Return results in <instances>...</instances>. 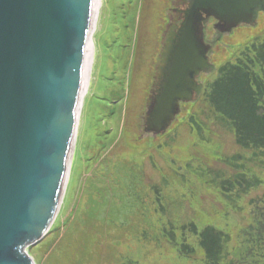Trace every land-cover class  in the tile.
Instances as JSON below:
<instances>
[{
    "label": "rangeland",
    "instance_id": "1",
    "mask_svg": "<svg viewBox=\"0 0 264 264\" xmlns=\"http://www.w3.org/2000/svg\"><path fill=\"white\" fill-rule=\"evenodd\" d=\"M113 1L101 0L64 210L27 253L35 264H205L192 224L228 236L233 264H264V158L239 148L233 130L211 111L206 95L217 73L196 79L200 97L179 102L167 133L149 131L145 117L172 0H116L117 12ZM257 23L225 34L210 23L209 62L216 69L235 63L264 38V15ZM233 154L248 158L246 177L261 182L239 199L219 186L234 175L226 166ZM217 174L222 178L214 180Z\"/></svg>",
    "mask_w": 264,
    "mask_h": 264
},
{
    "label": "water",
    "instance_id": "2",
    "mask_svg": "<svg viewBox=\"0 0 264 264\" xmlns=\"http://www.w3.org/2000/svg\"><path fill=\"white\" fill-rule=\"evenodd\" d=\"M187 1L156 69L145 117L153 133L169 128L180 101L200 95L196 77L213 71L201 23L213 17L224 33L264 11V0ZM91 3L0 0V264H30L19 246L48 230L76 121Z\"/></svg>",
    "mask_w": 264,
    "mask_h": 264
},
{
    "label": "trees",
    "instance_id": "3",
    "mask_svg": "<svg viewBox=\"0 0 264 264\" xmlns=\"http://www.w3.org/2000/svg\"><path fill=\"white\" fill-rule=\"evenodd\" d=\"M208 89L206 101L211 111L222 120V125L233 130L236 145L255 153V160L264 158V39L244 49L235 63L219 67L218 75ZM192 126L201 130L196 122ZM243 158L240 154L229 156L226 166L234 175L225 179L217 174L214 178H222L219 186L224 187L225 195L237 196L238 192V199L243 196L241 194L246 195L250 189H256L261 184L255 177H246L244 160L248 158ZM210 173L206 172L208 175ZM211 174L214 176V173ZM200 177H204V174ZM236 186L242 189L233 192ZM189 227L190 232L198 237V247L204 253L205 264L232 263L228 259V236L211 225L199 232L192 224ZM170 239L175 240L173 234ZM186 249V246L182 248L184 254L187 253Z\"/></svg>",
    "mask_w": 264,
    "mask_h": 264
},
{
    "label": "bare ground",
    "instance_id": "4",
    "mask_svg": "<svg viewBox=\"0 0 264 264\" xmlns=\"http://www.w3.org/2000/svg\"><path fill=\"white\" fill-rule=\"evenodd\" d=\"M110 1L112 2L113 0H110ZM91 4H92V12H91V15L89 18L90 20H89L88 25H87V31H85L88 34V39L86 41V45L84 46V65H83V71H82V75H81V79H80V83H79V90L80 91L76 97V111H75L76 112V121H75V125H74V131H73V134L71 136L72 138L70 139L63 184L65 182L68 183L70 180L72 157H73V154L75 152L76 145L78 144V134L77 133H78V129L81 128V126H82V109H83L82 99L84 98V96L86 97V95H87L86 91H88L89 85L91 83V73H92L93 59H94V54H95L93 35H94V32L96 31L97 26L99 24V17H100L101 6H102L101 0H92ZM112 9H114L115 12L119 11V5H118V2L116 0L113 1ZM115 24L116 23H114L113 25H115ZM67 186H68V184H67ZM67 190H68V187H67ZM62 191H63V185H62V189H61L59 198L57 200L55 209H54V211H53V213L49 219L50 220L49 223L52 222V219H54L57 216V213H59V211L62 212L64 210L65 203H66L65 202L66 196L63 197V200H61ZM60 204H61V207L59 206ZM49 223H48L45 230H47V229L49 230V228L51 226V225L49 226ZM46 236H47V234H44L37 241L34 240V241H36L34 244L41 242L44 239V237H46ZM28 241L22 243L19 246L18 253L20 252L23 256H25L30 264H35L34 261H32V259L30 258V255L27 253L30 249V246H31L30 245L31 243H28ZM34 244H32V245H34Z\"/></svg>",
    "mask_w": 264,
    "mask_h": 264
},
{
    "label": "flooded vegetation",
    "instance_id": "5",
    "mask_svg": "<svg viewBox=\"0 0 264 264\" xmlns=\"http://www.w3.org/2000/svg\"><path fill=\"white\" fill-rule=\"evenodd\" d=\"M183 2H184V0H177L176 4L181 5V4H183Z\"/></svg>",
    "mask_w": 264,
    "mask_h": 264
}]
</instances>
